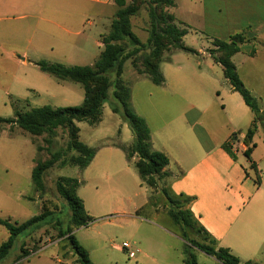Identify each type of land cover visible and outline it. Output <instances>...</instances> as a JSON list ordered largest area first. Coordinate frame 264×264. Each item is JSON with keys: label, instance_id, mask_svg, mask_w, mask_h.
Here are the masks:
<instances>
[{"label": "crops", "instance_id": "0c3cea01", "mask_svg": "<svg viewBox=\"0 0 264 264\" xmlns=\"http://www.w3.org/2000/svg\"><path fill=\"white\" fill-rule=\"evenodd\" d=\"M182 5L188 19L175 15L177 0L169 8L182 27L194 20L220 40L237 32L246 37L231 60L263 113V121L251 139L254 146L249 157L244 155L245 135L254 113L224 78L221 66L207 52L210 47L197 49L198 55L206 57L205 63L197 61V66L179 50L170 51L159 63L164 78L161 85L153 84L133 67L129 83L122 78L123 71L121 78L129 86L133 110L149 128L152 149L163 152L169 159L164 168L169 173L164 178L167 193L189 199L187 207L197 225L213 240L214 247L229 249L241 264L246 261L263 264L264 141L260 135L264 133V0H183ZM116 8L113 0H0V62L10 60L16 66L14 70L22 74L18 77L15 72L11 74L6 85L9 91L15 90L17 100L24 101L28 90L39 95L36 85L27 84L29 66L41 59L74 65L81 48L73 38L82 33L85 23L80 18L84 12L90 10L95 17L109 21L103 35L109 31ZM63 38L66 43H61ZM22 42L27 45H21ZM95 46L99 51L87 65L97 60L103 47L101 38L95 40ZM109 74L114 77L113 72ZM14 79L22 84V89L13 87ZM64 82L56 80L52 88L63 92ZM103 109L104 105L101 115ZM107 113L116 114L111 109ZM116 125L121 137L96 147L92 159L80 171L81 183L76 193L89 215L90 210L95 212L99 208L96 186L115 183L120 187L108 193L106 199L115 204V213L128 215L132 210L135 216H141L147 202L146 189L118 146L130 142L132 136L120 120ZM77 126L81 141L78 122ZM112 135L114 132L95 137V141ZM224 142L231 145L233 155L223 148Z\"/></svg>", "mask_w": 264, "mask_h": 264}, {"label": "rangeland", "instance_id": "374dc122", "mask_svg": "<svg viewBox=\"0 0 264 264\" xmlns=\"http://www.w3.org/2000/svg\"><path fill=\"white\" fill-rule=\"evenodd\" d=\"M182 4L183 0H177L178 8L175 15L182 19H188ZM144 8L131 18L133 32L143 41L146 40L149 29L148 14ZM89 11L86 10L80 18L85 23L82 26L81 35L73 38L81 48L78 52L80 57L74 60V65H87L92 61V57L99 51L95 46V40L101 38L102 33L108 29V20L95 17ZM171 11L173 12L172 9ZM86 21L92 23L89 25ZM175 22L182 27L178 21ZM33 25L34 21L31 22V26ZM185 25L187 31L184 42L196 53L179 51L188 56L195 66H197V61L205 63L203 59L206 57L198 55L197 49L203 46L213 48L212 40L215 37L198 26L194 20ZM62 40L64 41L61 43L67 42L65 38ZM21 45L26 46L27 43ZM169 52L166 51L163 58L167 57ZM144 54V52L141 53L138 58L140 59ZM0 65L2 66V70H0L1 117L7 118L14 115L13 103L18 110L24 111L43 104L53 107L74 106L79 105L83 100V88L79 83L66 81L64 82L66 90L55 91L52 84H55L56 80L35 65L29 66L30 75L27 84L36 85L40 90L39 95L28 90L25 94L27 101L17 100L19 97L15 95V90L9 91L6 85L13 72L16 77L22 74L14 70L16 66L10 60L5 59L0 62ZM133 74L134 70L129 60L125 61L122 78L129 83ZM15 86L22 89V84L17 79H14L13 87L15 88ZM111 90L112 88L108 92L109 98L103 104L101 123L92 126L86 122H78L81 129L80 139L89 147H97L102 143L119 139L121 135H118L119 131L117 133L116 130L118 120L128 129L127 124L118 114L108 115L107 113L110 103L114 102L110 95ZM122 129L121 127V132ZM113 132L114 135L102 139V142L95 141V137L110 136ZM260 136L264 141V133H261ZM123 137L125 138L126 135ZM68 139V129L64 126L57 127L53 136L46 133L35 136L15 125L0 124V217L9 216L11 221L20 223L39 212H46L45 218L39 222L38 228H28L16 238L8 255L0 261V264H71L75 256L67 245L66 235L61 237L58 234L68 228L88 250L89 257L94 264H183V260L186 258L185 247L195 257L196 264H222L213 256L196 249L184 240L183 230L188 239L209 243L208 236L198 230L196 221L192 228L181 227L182 225L172 222L168 210L184 209L187 204L183 202V197H174L179 200L178 204L167 199L165 179L158 180L156 187L153 188L142 186L146 189L147 202L146 205H143L141 216H135L132 210H129L128 215L115 213V204L107 202L106 199L108 193L116 191L120 186L108 182L98 184L96 193L99 196V208L94 210L95 212L90 210L91 221L86 225L75 226L71 221V210L56 185L61 176L75 177L80 181L81 168L74 160L78 156V152L67 147ZM130 142L125 144L126 147ZM51 154L55 155V160L43 172L44 188L36 190L31 182V170L36 161L48 159ZM135 160L136 156L130 157L131 168L136 173L133 166ZM7 235V230L0 225V243L6 239ZM123 241H127L131 245L129 249L138 248L139 252L132 258L128 257L127 249L116 247ZM21 242L24 243L26 249L30 250V254L14 262L20 252ZM33 242L37 246L34 251Z\"/></svg>", "mask_w": 264, "mask_h": 264}, {"label": "trees", "instance_id": "16d2710c", "mask_svg": "<svg viewBox=\"0 0 264 264\" xmlns=\"http://www.w3.org/2000/svg\"><path fill=\"white\" fill-rule=\"evenodd\" d=\"M116 5L114 18L109 26V31L102 35V50L93 65H69L58 62H49L41 59L35 62V65L42 71L58 81H71L79 83L84 92V97L79 105L53 107L43 104L30 107L27 110H18L13 103L14 115L12 117H1L0 124L7 123L15 125L31 135H42L46 133L53 136L55 129L64 126L68 129L69 139L67 147L78 152L74 158L81 169L85 168L92 159L96 147H89L78 138L77 122H86L89 125H96L101 120L102 105L109 98V89L114 102L110 103L112 112L127 124L132 139L126 147L125 144H118L125 154L126 160L130 162V157L136 156L133 166L143 185L146 187H156L158 180L168 176L164 170L168 164V157L160 151L152 149L150 142V131L144 118L138 115L130 104V89L128 84L121 78L123 65L126 60L130 61L131 66L139 74H143L156 85H161L164 78L159 70V63L163 60V54L166 51L181 50L190 53H196L194 49L186 46L182 42V36L186 33L185 26L180 27L177 21L169 11L174 5V0H113ZM145 7V8H144ZM146 9L148 14V36L145 42H142L132 30L131 18L141 9ZM178 24L182 25L178 21ZM246 41L243 33H234L229 35L228 39L212 40L213 48L207 49V52L218 63L232 89L239 93L244 103L254 113V119L246 131L245 142L247 148L244 155L249 157V153L254 146L251 142L253 133L257 125L263 121V113L260 111L257 100L250 91L243 85L238 76L231 56L239 50V46ZM145 53L140 59L141 53ZM114 73V77L110 76ZM26 101V100H25ZM223 148L232 154L231 145L224 142ZM55 160V155L42 161H36L31 170V182L36 190L44 188L42 175ZM254 167L253 164H250ZM75 177L61 176L56 185L59 193L65 198L70 210L71 221L79 227L86 225L91 221V217L86 213L81 198L77 195L76 189L80 185ZM170 202L179 203L177 198L165 193ZM183 202L187 204L188 198ZM136 213H138L136 211ZM46 212L42 211L28 219L18 223L11 221L9 217L0 218V225L7 230V237L0 243V261L9 253L16 238L26 229L38 228L39 222L45 218ZM168 215L173 223L182 225L181 227L192 228L195 225V219L188 207L180 210H168ZM198 230L208 236L207 232L198 226ZM59 236L66 235V242L75 256L71 264H94L89 257L88 250L75 238L71 229L58 233ZM185 241L196 249L213 256L222 264H241L240 259L232 254L225 247H214L213 240L209 243H201L193 239H188L186 232L182 231ZM209 238V236H208ZM33 251L37 249L35 242L32 244ZM186 258L183 264H196L195 257L188 248L185 247ZM30 254L24 243L20 244V252L15 257L14 262ZM244 264H258L246 261Z\"/></svg>", "mask_w": 264, "mask_h": 264}, {"label": "built area", "instance_id": "2783aa9c", "mask_svg": "<svg viewBox=\"0 0 264 264\" xmlns=\"http://www.w3.org/2000/svg\"><path fill=\"white\" fill-rule=\"evenodd\" d=\"M117 248L120 249H127L128 250V257H134L137 252H139L138 248L129 249L131 245L127 241H123L120 245H116Z\"/></svg>", "mask_w": 264, "mask_h": 264}]
</instances>
